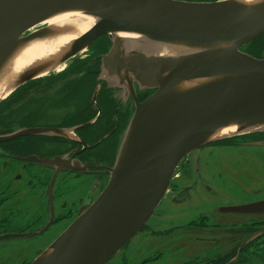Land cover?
Wrapping results in <instances>:
<instances>
[{
	"label": "water",
	"instance_id": "95a60500",
	"mask_svg": "<svg viewBox=\"0 0 264 264\" xmlns=\"http://www.w3.org/2000/svg\"><path fill=\"white\" fill-rule=\"evenodd\" d=\"M68 10L96 22L75 38L58 65L107 36L111 46L100 56L99 79L130 95L135 109L102 191L92 203L84 202L72 223L30 264H105L152 217L185 156L229 138L213 136L229 126H264V59L240 51L264 33V0L250 6L236 0H0V74L22 46L56 32L52 26L35 27ZM118 33L198 50L154 56L131 50ZM43 76L28 73L13 91ZM136 88L153 93L138 102ZM252 132L264 130L245 134ZM29 135L68 136L62 129L21 128L0 136V142ZM55 162L84 170L76 161ZM262 209L256 203L222 211Z\"/></svg>",
	"mask_w": 264,
	"mask_h": 264
},
{
	"label": "flooded vegetation",
	"instance_id": "af4514ba",
	"mask_svg": "<svg viewBox=\"0 0 264 264\" xmlns=\"http://www.w3.org/2000/svg\"><path fill=\"white\" fill-rule=\"evenodd\" d=\"M103 45V49L95 47L91 54L68 63L69 72L33 79L23 85L21 94L16 91L11 96L10 102L21 98L23 105L0 125V136L21 128H48L70 130L75 139L69 135H29L0 142V264L31 263L64 230L58 227L47 243L46 232L61 220L73 221L84 202L92 203L109 179L108 168L115 162L135 105L130 95L120 94L99 79L100 56L110 47L107 42ZM76 73H81L79 79ZM152 93L136 88L135 99L141 102ZM34 101L37 115L31 117L28 107ZM14 120L19 123L14 125ZM228 139L235 147L264 149V133ZM213 144L217 143L193 150L179 163L175 175L189 183L174 187V175L167 197L172 205L186 203L197 189L224 198V188L216 190L203 176L205 159L199 151ZM102 145L111 146L108 156L100 154ZM55 159L79 162L84 170L66 169ZM239 177L241 186L248 188L246 196L221 200L198 220L193 216L157 220L163 218L157 213L155 220H151L153 215L105 264H264V173H240ZM256 203H261L263 211H222ZM221 216L246 220H219Z\"/></svg>",
	"mask_w": 264,
	"mask_h": 264
},
{
	"label": "rangeland",
	"instance_id": "374dc122",
	"mask_svg": "<svg viewBox=\"0 0 264 264\" xmlns=\"http://www.w3.org/2000/svg\"><path fill=\"white\" fill-rule=\"evenodd\" d=\"M184 1L210 2V1H217V0H184ZM105 37H106L105 42H107L109 46H111V42L109 41L107 36ZM100 40L101 39L94 41L86 49L85 53H83L79 57L73 58L72 60L68 61L63 67V69L61 71H58V73L65 72L68 63H71L74 60H79L80 58H83L86 55L91 54V51H93L95 47L98 49L102 42ZM250 44L251 42L245 46H242L240 48V51L247 53L255 58L260 57L258 59H264V57H261V56H264V35L260 37L259 40L256 41L253 45L251 44L252 46ZM253 46L255 47V49H252ZM252 53H257V54L260 53V55L257 56ZM55 73L57 72H52L50 74H55ZM80 74L81 73L75 74L78 77L77 79H79ZM100 77H101V73L99 74V78ZM107 84H108V87L116 89L114 87V84H111L110 82L109 83L107 82ZM21 87L17 88L12 93H10L5 99L1 100L0 106L4 102L10 100L11 96ZM20 102L21 100L16 101L14 103L17 105ZM35 108H37V103L34 101V103H31L28 107L31 117L33 115L35 116L37 115V109ZM39 116L40 114L38 111V117ZM17 121L18 120H14V123H15L14 125H17L19 123ZM256 133H262V132H252V133H247V134H256ZM247 134H243V135H247ZM230 142L231 141L228 138H221V139L216 140L215 142L213 141V143H217V144L206 146L199 151V154H201V157L205 159V169H204L205 174L203 176L205 177V180L207 181V183H209L216 190H219L220 187L224 188L222 192L219 190L221 192L222 197L224 196L223 199H219L218 196L212 197L208 195L207 193H205L202 189L201 190L197 189V191L192 193V197L189 201H187L186 203L182 205L176 206V205L171 204L170 199H167V197L171 195L170 191L168 190L166 195L163 197L161 204L156 208L153 214L154 217L152 216L153 218L151 217L152 219L151 218L150 219L155 220L156 217L158 216L157 213H161L163 214V218H159L157 220H165L166 218H173L174 220H187V219H190L192 216H193V220L194 219L198 220L199 218H202V216L205 215V212L208 210V207L210 208L213 205L219 204L221 200L223 202H227L230 200L232 201L235 198L239 199L238 195L246 196L249 193V191L247 190L248 188L241 186V183H240L241 177H239L240 173H243V174H246L249 172L256 173V174L264 173V149L235 147V146H232ZM239 149H244L245 152L247 153L243 157L238 156L240 153ZM241 157L242 159H240ZM173 180H174L173 181L174 187H179V188L189 183V181L180 177L179 175H175ZM219 220H246V219L242 217L221 216ZM71 223H72V220L71 221L61 220L57 225H54L52 228H50L44 235L46 239V243L51 241L54 238V233L57 231L58 227H61L59 229L65 230ZM29 248H32V246H30Z\"/></svg>",
	"mask_w": 264,
	"mask_h": 264
},
{
	"label": "bare ground",
	"instance_id": "6f19581e",
	"mask_svg": "<svg viewBox=\"0 0 264 264\" xmlns=\"http://www.w3.org/2000/svg\"><path fill=\"white\" fill-rule=\"evenodd\" d=\"M255 1L257 0H236V3L244 6H250ZM194 2L196 1H193V3ZM95 22L96 19L89 17L88 15L68 10L53 16L41 23L39 26L35 27L39 28L43 26H52L56 32L49 37L35 40L22 46L11 58L0 74V101L5 99L13 91L16 85L19 84L20 79L28 73L37 72V76H43L49 75V72L54 69L56 72L61 71L65 64L58 65L60 57L68 49L75 38L87 30ZM118 34L117 35L119 37L125 40L126 46H128L131 50L141 51L154 56L172 57L189 54L198 50L191 49L187 45L183 44H171L148 40L134 33ZM83 53H85V51H82L80 55ZM195 83L197 82L191 83L190 86ZM246 127V124L229 126L213 136H241L246 132L256 129L264 130V126L260 128ZM67 133L72 139H75L72 131L69 130ZM243 153L244 151L241 150L238 156L243 157ZM242 157L240 159H242Z\"/></svg>",
	"mask_w": 264,
	"mask_h": 264
},
{
	"label": "trees",
	"instance_id": "16d2710c",
	"mask_svg": "<svg viewBox=\"0 0 264 264\" xmlns=\"http://www.w3.org/2000/svg\"><path fill=\"white\" fill-rule=\"evenodd\" d=\"M264 35V34H263ZM263 35H261L260 37H262ZM259 37V38H260ZM259 38H257V39H255V40H253L252 42H251V44L253 45L256 41H258L259 40ZM99 39H101L100 41H102L101 42V45H100V47L98 48V49H103V47H104V43H105V40H103V39H105V37L103 36V37H101V38H99ZM250 44V45H251ZM251 45V46H252ZM252 49H255V47L253 46L252 47ZM252 54H255V55H257V56H259L260 55V53L259 54H257V53H252ZM261 57H264V56H261ZM258 58H260V57H258ZM77 66H80V64H77ZM71 67H74L73 65H71ZM70 71V67H69V69H67L65 72H69ZM80 71V69L79 70H76V72H79ZM82 71V70H81ZM23 89H24V87L22 86L19 90H17V91H19V94H21L22 93V91H23ZM21 97V96H20ZM19 100H21V98L19 99ZM18 100V101H19ZM15 103H13V102H10V100H8V101H6V102H4L1 106H2V108L0 109V125L1 124H3V123H5L6 122V119H8V117L11 115V114H15V113H18L20 110H21V106L23 105V101L21 100V102L19 103V104H15ZM21 105V106H20ZM15 107V108H14ZM20 109V110H19ZM103 146L104 145H102L101 146V148L99 149V152H100V154L101 153H106L107 154V156L110 154V150H111V146L109 145L108 147L107 146H105L104 148H103Z\"/></svg>",
	"mask_w": 264,
	"mask_h": 264
}]
</instances>
